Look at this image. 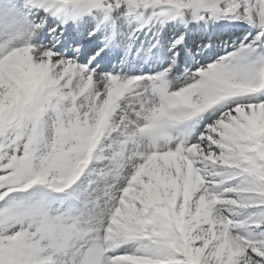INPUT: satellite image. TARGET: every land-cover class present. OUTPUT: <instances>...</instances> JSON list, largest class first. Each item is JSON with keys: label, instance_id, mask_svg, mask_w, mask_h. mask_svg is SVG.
<instances>
[{"label": "snow or ice", "instance_id": "6c2138e0", "mask_svg": "<svg viewBox=\"0 0 264 264\" xmlns=\"http://www.w3.org/2000/svg\"><path fill=\"white\" fill-rule=\"evenodd\" d=\"M0 264H264V0H0Z\"/></svg>", "mask_w": 264, "mask_h": 264}]
</instances>
